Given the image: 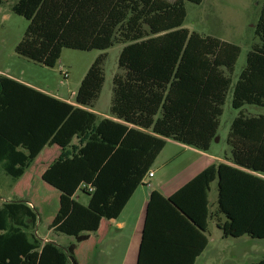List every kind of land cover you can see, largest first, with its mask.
I'll use <instances>...</instances> for the list:
<instances>
[{
    "label": "trees",
    "instance_id": "obj_1",
    "mask_svg": "<svg viewBox=\"0 0 264 264\" xmlns=\"http://www.w3.org/2000/svg\"><path fill=\"white\" fill-rule=\"evenodd\" d=\"M10 1L11 11L28 22L15 52L34 63L53 68L63 49L123 46L121 73L112 79L110 118L93 112L104 84V55L83 77L75 105L0 76L4 174L16 182L45 147L60 148L41 176L59 192L50 230L80 244L102 219H116L166 140L208 152L230 93L231 107L240 111L226 139L230 164L210 165L168 198L151 192L136 264H194L208 244L211 220L224 238L264 239V116L241 111L245 105L264 107V0L255 26L260 44L247 54L235 82L240 48L182 27L184 2L203 0ZM213 183L217 197L211 212ZM78 191L88 195L87 205L74 199ZM35 222L25 203L2 204L0 264H77L75 244L63 250L29 236L26 224Z\"/></svg>",
    "mask_w": 264,
    "mask_h": 264
},
{
    "label": "rangeland",
    "instance_id": "obj_2",
    "mask_svg": "<svg viewBox=\"0 0 264 264\" xmlns=\"http://www.w3.org/2000/svg\"><path fill=\"white\" fill-rule=\"evenodd\" d=\"M172 1V0H168ZM263 0H203L199 5L184 2L186 17L183 28L201 37H212L236 45L240 54L236 61L232 79L235 82L246 65L247 54L260 39L255 34ZM10 0L0 3V76H10L33 84L43 90L67 100L74 101V96L90 66L100 55L105 59L102 64L104 84L101 93L94 103V113L108 114L112 99V79L121 73L118 69V57L122 45H114L106 51H78L63 49L60 59L53 68L34 63L16 54L15 48L22 40L28 22L11 11ZM66 73V76L64 74ZM17 81V80H16ZM219 118L218 136L211 143L208 155L217 158H229L231 148L226 139L232 121L239 115L238 110L231 107V94L226 97ZM242 114L246 117L264 116V107L245 105ZM58 151L56 147L45 148L23 177L13 181L6 176L0 167V207L5 202L30 203L36 217L35 226L27 223L25 230L40 243L50 240L59 248L65 250L70 244L78 245L74 238L55 233L48 229L59 209V192L42 181L41 176L50 164V154ZM196 155L185 145L169 141L164 146L151 167L154 179L146 178L150 184L158 179L169 180L179 174ZM74 199L86 205L88 195L78 191ZM216 201L214 184L209 193L211 211ZM208 240L211 248L207 264H252L264 259V239L251 240L222 239L214 221L208 222ZM127 240L122 237L113 256L121 260L124 256ZM97 239L79 245L76 252L77 264H97ZM216 251L217 256L211 253ZM211 254V255H210ZM203 264L202 262H199Z\"/></svg>",
    "mask_w": 264,
    "mask_h": 264
},
{
    "label": "crops",
    "instance_id": "obj_3",
    "mask_svg": "<svg viewBox=\"0 0 264 264\" xmlns=\"http://www.w3.org/2000/svg\"><path fill=\"white\" fill-rule=\"evenodd\" d=\"M7 77L12 78L14 80H17L18 82H20L22 84H25V85H27L31 88H34L40 92H43V93L48 94L52 97H55L56 99H59L63 102H67L69 104L75 105L74 101H72V100H67L61 96H57V95H54L52 93H49V92L43 90L42 88H39L33 84H30L28 82L21 80V79L10 77V76H7ZM93 112H94V110H93ZM96 115L99 116L100 118H110L106 114H104V115L96 114ZM169 141H172V140H166V143ZM177 144H179V143H177ZM52 147H56L58 151L50 154V159H52L50 164L60 154V148L55 146V145L50 146V147H45V148H52ZM185 147L190 148V150H192V152L196 155V160L191 161L189 164H187L182 169V171L179 174H177V176L175 175L174 177L169 178V180L158 179L157 181L154 182V184H150L149 181L148 182L146 181V178H148V177H146L143 181V184L138 186V188L134 191V193L130 197L129 201L127 202V204L125 205V207L123 208V210L121 211V213L119 214V216L116 219H110V220L102 219L100 221L98 230L94 233H89L88 234L89 237H88L87 241L82 242L76 246L75 251H74L75 259H76V252L78 250L79 245H81L83 243H88L91 240H94V238H95V239H97V250H99L97 253V264H136L138 248H139V244L141 241V234H142L145 215H146L147 204H148L149 196H150L151 192L156 191L161 196L168 198L172 194H174L177 190H179L182 186H184L186 183H188L190 180H192L195 176H197L199 173H201L204 169L209 167L210 165L218 164V163L230 164V162L228 160L229 158L224 159V158L211 157L206 152H202V151H199V150H196L194 148L187 147V146H185ZM48 166L46 168H48ZM150 172L152 173L151 170H150ZM154 178H155V175L153 174L152 177L149 179H154ZM213 184L215 186V192H216V183H213ZM213 184H211V186ZM211 186H210L209 193L211 192ZM209 193H208V201H209ZM216 197H217V193H216ZM87 203H88V200H87ZM87 203H86V205H87ZM26 205H28L31 210H32V208L35 209L34 206L30 203H27ZM209 207H210V211H211L210 203H209ZM212 207H213V210L211 212H213L216 208V201ZM221 221H223V220L221 219ZM48 229H49V226H48ZM218 231H219L222 239H228V238H224L222 236V232L219 229H218ZM207 233H208V225H207ZM207 233L205 234L206 238H207ZM122 237H125V239L127 240V244L125 246V252H124L123 258L121 260H119V262H117L118 259H116L113 256V253L116 250V248L118 247V241L122 240ZM245 237H241L239 239H242ZM207 240H208V238H207ZM45 242H51V241L47 239V240L43 241V243H45ZM210 248H211V240H208V244H207L206 248L196 258L194 264H200L199 262H202L203 264H207V261H205V260H208ZM211 254L215 257L217 256L216 251H213Z\"/></svg>",
    "mask_w": 264,
    "mask_h": 264
},
{
    "label": "built area",
    "instance_id": "obj_4",
    "mask_svg": "<svg viewBox=\"0 0 264 264\" xmlns=\"http://www.w3.org/2000/svg\"><path fill=\"white\" fill-rule=\"evenodd\" d=\"M64 76H66V73L64 74ZM152 173L151 172H149L148 174H147V176L146 177H148V178H151L152 177ZM89 191H91V189H89Z\"/></svg>",
    "mask_w": 264,
    "mask_h": 264
}]
</instances>
